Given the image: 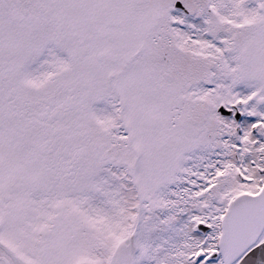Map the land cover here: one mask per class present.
<instances>
[{
    "label": "snow or ice",
    "instance_id": "snow-or-ice-1",
    "mask_svg": "<svg viewBox=\"0 0 264 264\" xmlns=\"http://www.w3.org/2000/svg\"><path fill=\"white\" fill-rule=\"evenodd\" d=\"M0 264H264V0H0Z\"/></svg>",
    "mask_w": 264,
    "mask_h": 264
}]
</instances>
